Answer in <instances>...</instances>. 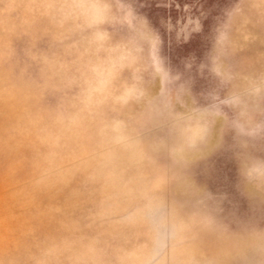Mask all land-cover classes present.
Segmentation results:
<instances>
[{
    "label": "rangeland",
    "instance_id": "1",
    "mask_svg": "<svg viewBox=\"0 0 264 264\" xmlns=\"http://www.w3.org/2000/svg\"><path fill=\"white\" fill-rule=\"evenodd\" d=\"M0 264H264V0H0Z\"/></svg>",
    "mask_w": 264,
    "mask_h": 264
}]
</instances>
